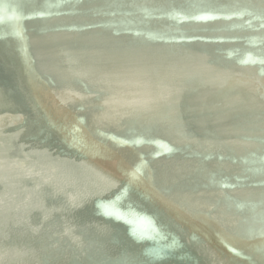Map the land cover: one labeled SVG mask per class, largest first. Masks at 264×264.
Listing matches in <instances>:
<instances>
[{"label":"water","instance_id":"obj_1","mask_svg":"<svg viewBox=\"0 0 264 264\" xmlns=\"http://www.w3.org/2000/svg\"><path fill=\"white\" fill-rule=\"evenodd\" d=\"M201 16L213 18L202 20ZM87 42L89 46H84ZM23 45L37 75L54 93L57 86L67 85L76 95L63 101L56 92L57 100L105 146L114 148L109 138L121 142L120 148L115 147L116 153L137 171H141V163L146 165L152 187L162 197L174 202L178 201L175 196L189 198L191 212L179 208L192 220L199 222L194 216L202 213L218 222L226 233L254 240L264 236V166L260 160L235 152L224 138L223 128L255 117L264 99L256 98L254 107L241 99L228 102L220 95L230 79L243 75L264 77V64L260 63L264 60V7L260 9L255 0H0V107L12 115L6 127L0 129V136H8L26 157L37 147L71 167V171L90 174L103 187L94 191L87 183L91 197L87 207L76 200L72 203L75 198H66L68 206L63 208V214L72 213L70 226L87 229L85 235L98 236L100 243L87 245L81 232V236L76 232L81 241L72 243L73 247H59L48 237H62L61 233L52 232L48 226L42 228L46 224H31L53 218L51 206L45 203L47 198L50 203L57 198L44 196L42 200L43 182L40 184L37 176V184L27 179L38 169L31 161L18 167L19 182L8 180V173L0 171L7 176L0 178V221L22 217L20 229L28 226L33 233L27 235V242L35 234L42 246L46 243L49 254L45 261L37 250L32 264H209L196 249L208 251L211 261L219 264H264V251L259 257L230 247L229 253L242 263L229 261L227 255H220L153 202L68 149L45 124L44 115L32 99L25 96L29 87L21 67ZM98 49L114 57H138L154 51L189 54L181 56L182 60L207 68L203 69L211 78L183 84L174 100L175 122L187 136L185 139L172 132L169 121L173 120L145 119L140 107H130L128 114L113 119L114 114L103 102L114 79L110 77L113 67L109 68L113 63L104 61ZM46 52L55 57L67 55L59 63L62 72L56 73L53 66L48 70L43 67ZM104 75L110 77L108 83L99 79ZM257 83L254 85L259 87ZM86 98L97 101L98 107L91 110ZM211 105L220 109L211 110L212 118L206 111ZM104 113L111 116L104 118ZM33 118L36 121H31ZM5 142V151L13 153V144ZM259 145L264 146V142ZM0 166L13 169L6 164ZM52 176L55 181L56 175ZM241 212L248 213L251 223L243 220L231 224L233 215L237 217ZM47 213L50 216H45ZM3 235L0 233V239L5 238ZM4 247L0 242V250ZM98 250H104L101 258L96 255ZM9 261V256L0 253V264Z\"/></svg>","mask_w":264,"mask_h":264},{"label":"bare ground","instance_id":"obj_2","mask_svg":"<svg viewBox=\"0 0 264 264\" xmlns=\"http://www.w3.org/2000/svg\"><path fill=\"white\" fill-rule=\"evenodd\" d=\"M255 1L258 3L260 9L264 7V0ZM24 45L21 50L20 60L23 77L24 80L26 78L25 83L27 82L29 87L25 96H27L28 99L29 97L32 99L35 106L42 113L41 115H44L43 118L46 121L45 124L52 128L61 137L62 142L68 149L90 162V164L100 171L119 180L130 190L135 191V193L147 198L150 202H153L172 220L186 227L191 233L193 232L204 239L220 255H227L229 261L242 263L239 258L229 253V247L247 253H253L256 256L261 257L260 254L264 251L263 235L254 240L242 239L241 237L226 233L218 222L214 219H209L208 216L202 213L194 216L197 219H200L199 222L192 220L188 215L192 210V205L189 203L191 199H181L175 196L178 200L177 203L168 197H162L152 187V176H150L146 165L141 163L140 167H138L141 170L139 172L116 153L115 149L122 146L121 142L109 138L110 144L114 145H112L114 147L112 149L95 139L75 113L68 110L55 96L57 92V95L61 97V100L63 101L75 98L76 95L72 93L71 86H57L54 93L49 85L37 75L33 61L24 51ZM84 46H89V42L85 43ZM98 52L102 54L104 61L107 60L108 64L113 63V66H110L109 68L113 67L111 69L112 73L110 77L113 76L114 79L109 83L111 90H108L103 96V102L110 108L111 114H114V120H117L125 113L128 114L130 112V107H140L138 110L145 113V119H150L151 117L156 120L160 118L162 120L163 118H169L170 120H173L169 121V126L176 137H179L180 139H185L184 137H187L179 129L177 122H175L174 100L177 97L176 94L179 88L183 84L193 80L194 82H199L206 78H211L208 71L203 69L206 67L202 65L199 67L191 62L182 60L181 56L189 54H174L169 51H151L152 53H143L138 57H132L129 55L122 57L118 55H115L116 57L105 56V54L99 49ZM43 54L44 52L41 53L42 56ZM55 56L56 55L50 52H46L43 67L48 70L53 66L55 72L60 73L62 70L60 69L59 63L66 59L67 55H62L60 57L59 55L57 57ZM130 62L135 63V65L131 67V64H129ZM110 77L104 75L100 76L99 79L105 80L108 83ZM20 81L23 82L22 79H20ZM256 82H258L257 85L259 87L254 85ZM220 97L228 102L237 101L238 99L245 100L250 106H254L256 98L261 97L264 99V77L257 78L253 75H243L239 78L230 79L227 81ZM85 101L90 106L91 110H95L99 105L97 101H90L89 99ZM0 104H2V102ZM211 110L215 112L220 111L218 105L209 106L206 111L210 113L211 118ZM263 114L264 106L258 107L256 109L255 117L249 120L246 119L247 121L245 120L238 126L224 127L223 135L227 142L231 143L235 148V152L245 157H252L254 161L260 160V163L264 166V154L258 155L264 153V146L259 145L264 142ZM96 115L99 116V112H97ZM103 115L104 118L111 116L110 113H104ZM11 118L12 115L6 114L0 107V129L3 130ZM31 121L36 120L33 118ZM29 137L31 136L28 135L27 139H30ZM5 141L13 144L15 150L13 153L5 151ZM253 141H258V143H254ZM254 145H257L255 154L252 153ZM246 146L249 150L246 149ZM33 150L35 152L30 151L29 156L26 157L24 154H21L15 143L12 142L8 136L7 138L0 136V165L6 164L7 166L13 167V169L10 170L9 168L0 166V171L8 173L7 175L10 176L8 180L19 182V174L17 173L19 172L18 167L31 161L38 170H36V175L30 174L27 179L31 183L37 184L36 180H34L37 176L39 177L40 184L43 182L41 184V188H44V195L41 193L42 200L44 196H50L53 198L57 197L56 200L51 203L47 198V203H45L51 206L53 210V218L50 219L49 217L46 219V222H40L38 224L31 223L32 226L37 227L46 224V226H42V228L48 226L47 229L52 230V232L58 234L61 233L62 237H57L55 234H49L48 237L49 239L53 238L52 240L57 242L59 247H73L72 243L76 245L78 240L81 241L78 237V235L81 236V234L82 238L88 241L87 245L100 243L98 236L85 235L87 229H76L75 227L73 228L70 226L68 221L72 219V213L69 214L65 212L64 215L63 208L68 206V204H66V198H69V200L75 198L74 200H71L72 203H75L76 200V203H83V208H86L91 198L87 192V183L94 191L97 189L101 190V188H103L102 184L98 183L99 181H96L90 174L85 173L84 171H71V167L64 165L61 160H57L55 157H50L45 151H42L37 147H33ZM190 164L192 163H187V166ZM246 164L253 166L252 162ZM50 174L51 176H49ZM53 174L56 175L54 179L55 181L51 179ZM6 177L5 174L0 173V178ZM203 202L208 201L203 199ZM179 207H182V209L187 211L188 214L183 210H180ZM234 215L232 219H230V222L233 225H237L243 220L244 222L247 221V224L251 223L248 213L244 212L237 217ZM45 216H50V213L45 214ZM22 219V217L18 218V216H16L13 219L9 218L0 221V233H3V236H5L4 239H0V242L2 243L3 241V244L5 245L4 249L0 250V253L9 256L10 264H32V259L35 257L34 254L37 255L38 250L41 254L40 259L45 261V256H48L49 254L46 250V243H43L42 246L40 241L36 239L37 235L35 234L27 242V235L30 237L33 233L30 232L32 229L28 226H26V230L20 229ZM222 219L223 216H220L221 221ZM33 222L36 223V219L33 220ZM9 227L11 229H9ZM5 231L8 233H5ZM6 248L9 252L4 253ZM196 251L204 260H208L212 264H219L216 260L211 261L210 253L208 251H203L201 249H196ZM88 252H90V250ZM96 253H99L96 255H99L98 257L101 258L104 250H98ZM89 256L91 257L92 254L89 253ZM218 258H220V256Z\"/></svg>","mask_w":264,"mask_h":264},{"label":"snow or ice","instance_id":"obj_3","mask_svg":"<svg viewBox=\"0 0 264 264\" xmlns=\"http://www.w3.org/2000/svg\"><path fill=\"white\" fill-rule=\"evenodd\" d=\"M199 18L202 19V20H207V19H211V18H213V17H209V16H201V17H199ZM260 63H261V64H264V60H261ZM261 74L264 75V71H262ZM169 150L171 151V149H169ZM101 207H107V206L101 204ZM105 214L108 215V216H111V215H112V213H109V212H106Z\"/></svg>","mask_w":264,"mask_h":264}]
</instances>
